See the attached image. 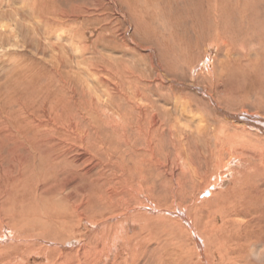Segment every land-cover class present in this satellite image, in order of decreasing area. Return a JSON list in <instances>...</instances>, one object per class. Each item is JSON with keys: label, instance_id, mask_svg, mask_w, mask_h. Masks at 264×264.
<instances>
[{"label": "rangeland", "instance_id": "1", "mask_svg": "<svg viewBox=\"0 0 264 264\" xmlns=\"http://www.w3.org/2000/svg\"><path fill=\"white\" fill-rule=\"evenodd\" d=\"M241 1L0 0V264H205L186 228L264 264V39L237 26L264 0Z\"/></svg>", "mask_w": 264, "mask_h": 264}, {"label": "bare ground", "instance_id": "2", "mask_svg": "<svg viewBox=\"0 0 264 264\" xmlns=\"http://www.w3.org/2000/svg\"><path fill=\"white\" fill-rule=\"evenodd\" d=\"M241 1V0H240ZM246 1H250V0H246ZM214 2H215V0H214ZM242 2V1H241ZM241 2H239V3H241ZM217 3V2H216ZM215 3V4H216ZM238 4V3H237ZM230 5V4H229ZM240 5H242V4H240ZM208 6V5H207ZM206 6V7H207ZM218 6V5H217ZM219 7V6H218ZM217 7V8H218ZM131 8V7H130ZM216 9V8H215ZM220 12H222L221 11V9H220ZM237 12V11H236ZM243 11H241V13H242ZM240 13V12H239ZM256 13V12H255ZM249 14V13H248ZM236 15H237V13H236ZM209 18V17H208ZM216 18V17H215ZM220 18H221V14H220ZM223 18V17H222ZM251 18H252V16H251ZM256 18V17H255ZM254 18V19H255ZM264 18V17H263ZM248 19V18H247ZM259 19H260V17H259ZM258 19V20H259ZM229 20V19H228ZM232 20V19H231ZM239 22H237V26L239 27L240 26V28L238 29V32L242 35H240L241 37H242V42L245 40L246 41V39H244V38H248V37H250V36H252V35H254V34H256V32L257 33H259V34H263V39H264V21H261V20H259L258 21V24H256L254 27H252V29L248 32H246L245 30H246V26L242 23V21H243V18L242 17H240L239 19ZM257 20V19H256ZM215 21H216V19H215ZM245 21V20H244ZM225 22V21H224ZM216 23V22H215ZM225 23H227V22H225ZM243 25V26H242ZM186 26V25H185ZM221 26V25H220ZM214 27V26H213ZM216 28V27H215ZM223 28V27H222ZM219 29V28H218ZM212 30V29H211ZM244 30V31H243ZM256 31V32H255ZM222 33H224V32H222ZM244 33H245V35H244ZM219 35V33H216V37H218V35ZM257 35V34H256ZM258 36V35H257ZM258 38H259V36H258ZM218 39V38H217ZM262 39V40H263ZM251 43H253V42H251ZM261 43V42H260ZM256 45H257V43H256ZM218 46V45H217ZM248 46V45H247ZM259 46V45H258ZM261 47V46H260ZM262 48V47H261ZM255 49V48H254ZM254 49H252V51L254 50ZM260 50H262V49H260ZM227 51V50H226ZM229 51V50H228ZM259 52V51H258ZM257 52V53H258ZM261 53H263V52H261ZM251 54V53H250ZM259 54V53H258ZM261 55V54H260ZM262 56V55H261ZM247 59V58H246ZM210 60V59H209ZM207 61V63H206V67H207V70H210L209 72H211L212 73V68H211V63H210V61ZM233 62V61H232ZM205 64V63H204ZM206 70V71H207ZM210 74V73H209ZM264 77V76H263ZM162 78V77H161ZM104 81V80H103ZM62 82V81H61ZM50 85V84H49ZM54 86V85H53ZM51 88V87H50ZM50 90V89H49ZM107 93H108V91H107ZM216 93V92H215ZM110 95V94H109ZM124 98V97H123ZM105 100V99H104ZM59 101V100H58ZM96 101H97V99H96ZM103 100H101V102H102ZM56 102V101H55ZM98 102V101H97ZM99 103V102H98ZM91 104V103H90ZM106 105V104H105ZM132 105V104H131ZM88 106V105H87ZM101 110V109H100ZM133 110V109H132ZM45 113V112H44ZM243 114V113H242ZM251 116V115H250ZM41 120V119H40ZM51 121V120H50ZM251 121V120H250ZM47 123H48V121H47ZM155 123V122H154ZM31 124V123H30ZM43 124V125H42ZM115 124V123H114ZM156 124H157V122H156ZM45 125V123H38V126H37V129H38V127H42V126H44ZM160 127V125H159V123H158V125H157V128L156 129H158ZM33 129H35L36 127H32ZM50 128V127H49ZM256 128H261V127H256ZM41 131H48V133H49V131L50 130H48V127H42V129L40 130V132ZM35 133H37V132H35ZM42 133V132H41ZM52 134V133H51ZM72 134V133H71ZM227 134V133H226ZM225 135V134H224ZM235 137L237 138V136L236 135H231V134H228L227 136L225 135V136H223V138H221L220 137V135L219 136H217V134L215 133V158H216V160H217V162H219L220 160H221V158H223V146L225 145V143L227 142V146H229L228 145V142H233V138L235 139ZM51 138V137H50ZM49 138V139H50ZM54 138H55V136H54ZM59 138V137H58ZM53 139V138H52ZM52 139H50L49 140V143L52 141ZM246 140V139H245ZM24 141V140H23ZM55 141V140H54ZM243 141V140H242ZM237 142V141H236ZM244 142V141H243ZM242 142V143H243ZM234 143V142H233ZM44 144V143H43ZM67 144V143H66ZM236 144V143H235ZM239 144V143H238ZM245 144V143H244ZM61 145V144H60ZM241 145V144H240ZM50 146L51 147H53L54 149L55 148H57L58 146H59V143L58 142H56L55 144L54 143H50ZM64 146V145H63ZM103 146V145H102ZM238 146V145H237ZM66 147V146H65ZM229 147H231V146H229ZM242 147V146H241ZM232 148V147H231ZM237 149V148H236ZM240 149V148H239ZM244 150V149H243ZM246 150V149H245ZM228 151V150H227ZM226 151V152H227ZM233 153H235V152H233ZM253 154V153H252ZM236 155V154H235ZM254 155V154H253ZM42 156V155H41ZM228 156H230L229 154H228ZM245 156V155H244ZM45 157V156H44ZM55 159V158H54ZM78 160V159H77ZM80 160H82V158L80 159ZM232 160V159H231ZM237 160V159H236ZM233 162V161H232ZM65 166V165H64ZM25 171V170H24ZM7 172V171H6ZM25 174V173H24ZM15 176V175H14ZM66 181V180H65ZM24 185V184H23ZM23 187V186H22ZM41 187V186H40ZM12 188V187H11ZM54 189V188H53ZM68 190V189H67ZM12 191V190H11ZM18 191V190H17ZM54 191V190H53ZM19 192V191H18ZM39 192V191H38ZM68 192V191H67ZM29 193V192H28ZM33 193V192H32ZM42 193V192H41ZM22 194V193H21ZM34 194V193H33ZM62 194V193H61ZM56 195V194H55ZM27 196V195H26ZM33 197V196H32ZM41 197V196H40ZM65 199V198H64ZM23 200V199H22ZM32 200V199H31ZM36 200V199H35ZM50 200V199H49ZM51 203V202H50ZM66 205V204H65ZM44 206V205H43ZM186 210V209H185ZM65 211V210H64ZM4 212H6L5 210H4ZM228 212V211H227ZM177 214V213H176ZM179 216H180V219L181 220H184L185 222H186V225H188V228L190 227L191 228V226H193L191 223H189L186 219H185V217H184V215L183 214H181V213H179L178 214ZM11 216V215H10ZM221 216V215H220ZM131 217V216H130ZM82 220V219H81ZM31 221V220H30ZM191 221V220H190ZM254 222H256L255 220H253ZM26 223V222H25ZM24 223V224H25ZM214 223V222H213ZM229 223H231V222H229ZM1 224V223H0ZM235 224V222H233V223H231L230 224V226H228L227 228H230L229 230H230V232L233 230L234 231V234L236 235V237H238L239 238V240H247V233L244 235V236H239L240 235V231H242L240 228H239V230H236L234 227L236 226V224ZM2 225V224H1ZM0 225V230H3L4 229V231L3 232H5V226L4 225H2L1 226ZM26 225V224H25ZM99 225V224H98ZM106 225V224H105ZM180 225V224H179ZM224 225H225V223H224ZM38 226V225H37ZM185 226V225H184ZM25 227V226H24ZM16 228V227H15ZM104 228V227H103ZM216 228V227H215ZM260 230H261V228H259ZM13 230V229H12ZM185 230V229H184ZM220 230V229H219ZM15 231V230H14ZM186 231L193 237V240H194V243L196 244V246H198L199 247V249H198V257L201 259V261H203L205 264H224V260L225 259H227V254H228V250L230 249V247H227L226 245H221V241H218L217 242V240H215V251L217 252V255H218V258H220V261L219 262H216L215 261V263H214V259H213V257L214 256H209V254L210 253H208L207 251H206V248L203 246V243L201 242V241H203V240H201L200 238V235H197V233L195 232V230L193 231V229H192V233H193V235H192V233H190L189 232V230L186 228ZM263 231H264V229H263ZM13 232V231H12ZM260 232V237L261 236H264V235H262V233L264 234V232H261V231H259ZM19 233V232H18ZM48 233V232H47ZM5 234H6V232H5ZM15 234V233H14ZM256 234V233H255ZM3 235V234H2ZM1 235V236H2ZM13 235V234H12ZM168 235V234H167ZM258 236H259V234H257ZM172 236V235H171ZM197 236H199V237H197ZM243 237H244V239H243ZM10 238H11V236L10 235H5L4 237H2L1 239H0V241L1 240H10ZM209 238V237H208ZM42 239V238H41ZM44 240V239H43ZM42 241V240H41ZM68 243V242H67ZM78 243V242H77ZM233 243V242H232ZM48 244V243H47ZM22 245V244H21ZM49 245V244H48ZM79 245H81V244H79ZM233 247H234V251L235 250H237L238 248H240L241 246L240 245H238V243H237V241H235L234 243H233ZM60 246H61V244H60ZM67 246V245H66ZM210 246L211 245H209L208 243H207V249L208 248H210ZM57 247V246H56ZM203 247V248H202ZM65 250V249H64ZM66 251V250H65ZM69 251V250H68ZM252 251V250H251ZM252 254H254V253H252ZM184 255H185V253H184ZM244 255H246V254H244ZM248 255V254H247ZM247 255L245 256V257H247ZM217 257V256H216ZM216 257H215V259H216ZM244 262V264H253L250 260H244L243 261Z\"/></svg>", "mask_w": 264, "mask_h": 264}, {"label": "water", "instance_id": "3", "mask_svg": "<svg viewBox=\"0 0 264 264\" xmlns=\"http://www.w3.org/2000/svg\"><path fill=\"white\" fill-rule=\"evenodd\" d=\"M255 121V120H254ZM252 125H255L256 123L255 122H251ZM257 127V125H255Z\"/></svg>", "mask_w": 264, "mask_h": 264}]
</instances>
